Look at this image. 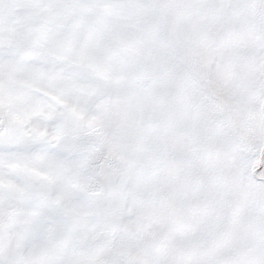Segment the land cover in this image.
<instances>
[{
  "label": "snow or ice",
  "instance_id": "snow-or-ice-1",
  "mask_svg": "<svg viewBox=\"0 0 264 264\" xmlns=\"http://www.w3.org/2000/svg\"><path fill=\"white\" fill-rule=\"evenodd\" d=\"M0 264H264V0H0Z\"/></svg>",
  "mask_w": 264,
  "mask_h": 264
}]
</instances>
